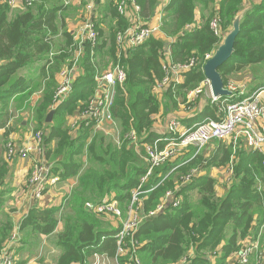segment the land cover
<instances>
[{"label": "trees", "instance_id": "1", "mask_svg": "<svg viewBox=\"0 0 264 264\" xmlns=\"http://www.w3.org/2000/svg\"><path fill=\"white\" fill-rule=\"evenodd\" d=\"M135 1L142 22H150L156 14L159 0ZM245 1L169 0L163 10L161 31L171 41L151 38L135 49H128L121 57L116 33L119 29H126L129 21L109 4L107 16H110V24L114 25V20H117L116 27L110 28L107 35L101 25L96 24L99 33V44L95 49L97 59L92 61L91 46L83 44L84 55L77 64L82 73L75 79L71 94L57 108L53 105L54 87L57 85L54 76L62 68L61 61L72 65L73 61L68 59L74 58L79 44H75L74 35L67 30L64 21L58 26L61 7L48 5L44 3L48 1L44 0L38 7L36 3L35 7L10 18L11 9L0 5V109L5 111L10 99L23 90L20 85L22 77L17 79V72L40 62V76L46 81L43 96L35 108L34 120L35 132L41 130L45 134L43 157L48 163L54 162L51 171L58 173L60 179L79 177L67 203L68 211L63 216L64 231L57 238L63 253L57 264H85L94 255L105 256L111 261L115 259L117 244L114 235L119 227L110 226L94 216V208L111 198L128 205L133 190L140 186L142 177L149 169L129 141L119 148L114 142L107 141L104 135L94 134L92 124L81 123L78 133H72L71 127L67 126V118L74 116L76 111L85 110L88 101L96 94L95 78L108 66L103 64L104 57L111 60L113 67L121 65L127 72L123 87L117 88L111 116L118 123L122 135L132 130L136 132L142 145L141 153L145 154L143 146L160 138L154 130V117L160 112L161 103L169 110L176 109L179 98L186 100L187 93L205 81L203 67L206 55L214 54L240 15L241 30L235 43L234 56L219 72L226 86L231 76L249 68L256 86H264V0L249 9H246ZM198 14L200 21H197ZM214 18L221 21L222 37H217L211 30L210 23ZM58 35L62 36L63 43H55L54 38ZM51 53L56 54L51 58ZM191 59H196L197 64L183 75L184 82L169 86L163 91L164 98L159 100L156 86L164 77V64L168 60L186 63ZM226 98L207 107L211 119H218L219 106ZM52 111L55 117L60 115L58 125L53 124L55 117L51 123L46 122ZM53 142L55 147L49 149ZM214 143L215 153L209 156L210 162L207 164L203 163L202 157H195L173 172L174 168L170 167L169 162L154 169L147 184L142 187L143 192L153 189L143 199V213L150 212L167 190L175 189L181 182L183 184L181 177L193 166L201 164L205 169L206 166L228 163L232 149L223 146L222 141ZM240 147L239 144L234 148L235 170L224 198L213 203L211 199L203 197L196 208L185 202L178 208L167 207L158 215L148 217L133 236L138 242L142 237H147V243L140 249H134L133 245L128 246V239L125 243L127 255L132 258L143 252L151 264H159L176 261L192 249L195 256L190 264H225L232 254L240 251L241 241L258 234L264 227V155ZM84 152L89 165L85 172L78 160ZM215 184L216 181L209 176L192 179L180 187L174 198L194 188L202 195L211 197L216 191ZM260 185L263 186L262 190L259 189ZM60 212L61 207L32 208L20 228L25 238L55 234ZM258 213L261 217L259 222L255 215ZM228 227H231L229 238L226 237ZM12 231L11 225L0 231V248L8 241L6 236L11 235ZM208 252L217 262L208 258ZM140 260H144V257ZM129 264H132L131 261Z\"/></svg>", "mask_w": 264, "mask_h": 264}, {"label": "built area", "instance_id": "2", "mask_svg": "<svg viewBox=\"0 0 264 264\" xmlns=\"http://www.w3.org/2000/svg\"><path fill=\"white\" fill-rule=\"evenodd\" d=\"M20 3L27 10L34 6L36 0H0L1 5L8 6L10 9L18 7ZM69 4L70 2H67L65 5L67 6ZM93 7L94 3L92 1L89 2L87 4V11L91 12ZM116 9L120 16L129 21L128 27L116 35L117 49L120 57L128 49H135L143 45L156 33L161 31V21L155 25L151 22H142L139 17L140 9L135 0H121L116 5ZM87 20L74 36L75 44H79L74 52L75 56L72 65L63 68L58 73L59 82L53 98L54 107L61 104L72 92L73 84L79 70L77 66L78 60L84 55L83 44L88 43L91 46L92 61L97 59L95 49L99 44V37L96 32V24L93 19ZM220 22L219 18H214L210 23L211 30L217 37L223 36ZM55 54L51 53L50 57L52 58ZM169 56L171 57V55ZM212 56L213 54L206 55L205 63ZM196 64V59H191L186 63H174L168 60L163 66L164 77L158 82L156 91L162 92L173 84H179L180 77L191 71ZM95 79L97 83L96 94L87 103L80 119H75L72 122V133H77L80 124L83 122H86L87 125L92 124L94 133L104 130L106 122L113 120L111 110L117 95V88L123 87L127 79V72L121 65H115L111 70L100 71ZM206 88L211 92L210 83L205 79L196 89L190 91L187 97L188 104H194ZM225 88L232 95L229 99L222 102L218 119L207 118L191 128H185L180 121L171 120L166 127V132L161 134L160 138L152 144L144 146L146 152L145 160L149 166L145 176L146 178L151 177L154 169L174 159L178 152L194 147L197 153H199L213 141L224 142L232 139L235 145L240 144L245 149L257 151L264 155V86L256 90L251 96L241 100L239 98L243 95V92L240 91L239 86L228 82ZM219 101L220 99L216 100L212 96V103ZM44 137V132L38 131L33 133L31 141L21 147L14 142H9L6 145L8 159L14 157L24 159L31 155V153H37L39 157L34 162L28 179L33 201L36 206H42L48 188L55 187L60 182V178L52 174L51 167L42 161L45 152ZM127 138L133 143L135 148L138 147L139 141L135 131H130ZM192 175L193 173L185 176L183 178L184 183L190 182ZM233 175L234 170L230 169L228 180L231 181ZM145 179H142V181H145ZM143 185V182H141L140 186L132 192L131 201L126 209L125 219L122 226L118 228L114 235L117 252L115 259L113 261L110 260L113 264H124L122 259L127 255L125 241L134 236L148 217L158 215L167 207L178 208L181 205V201L175 199L173 193L168 192L158 208L144 216L142 211V201L144 198L142 199L141 196L144 193L148 196L153 189L143 192ZM259 189L262 190L263 186L260 185ZM94 213L101 216H113L117 220L121 219L120 202L115 198L106 200L94 208ZM20 236V232H15L12 235L9 243L0 253V264H17L16 250L19 246ZM251 241L252 243L243 247L237 255L236 259L238 264H250L252 256L256 253L255 251H258V243L255 240ZM94 257L98 261L95 259L94 262L89 264H106L103 262L100 263L99 259L109 261L105 256L94 255ZM131 263L142 264L140 258L136 255L131 258ZM85 264L88 263L86 262ZM255 264H264L263 253H260L259 260Z\"/></svg>", "mask_w": 264, "mask_h": 264}, {"label": "crops", "instance_id": "3", "mask_svg": "<svg viewBox=\"0 0 264 264\" xmlns=\"http://www.w3.org/2000/svg\"><path fill=\"white\" fill-rule=\"evenodd\" d=\"M42 1H44V0H39L38 3L41 4ZM47 1L48 2H44V3L51 5L49 3L50 1L49 0H47ZM91 1L94 3L93 10L91 12L86 11V13H85V10H82L83 5L86 4V10H87V4ZM67 2H70V4L66 6L65 4ZM261 2H262V0H246L245 1V7H246V9H249L252 6L259 5ZM168 3H169V0H159V5L156 9V14H155L154 18L150 21L152 24H154V25L158 24L160 21L162 23V19L164 17V11L163 10ZM55 4H56V6L61 7V11L59 12L58 18L62 22L63 21L65 22L67 30L70 33H72L74 36L77 34L78 30L81 28V24L80 25L79 24L73 25L71 15L74 12H78V15H75V19H78L80 17L79 11L82 10L83 11L82 18L93 19V20L95 19V21H96L95 24L99 23L101 26H102V23H105L108 20L111 21L110 16H107L108 15L107 10L109 9V3L106 0H56L53 5H55ZM23 11H25V9H24L22 3H20V5L18 7L11 9L10 18L13 17L16 13H21ZM197 18H198L197 21H200V15L199 14H198ZM54 39H55V43H58V44L63 41L61 35H58ZM1 64H2V62H0V65ZM61 64H62V61H61ZM41 65L42 64L40 62H36V63H33L31 66H29V68H27L26 70H22V71L17 72V75L20 77L23 74L22 81H21V87H23V90L20 91V93L15 94V96L12 99H10V101H11V100H14V98H16V101H19L21 98L27 97L26 95H28V93H30L32 91L34 78H36V76H37V78H38L37 80H39V83L41 85V89H40V91L38 90V91L34 92V94L31 96L32 103H30V105L28 103H26L23 106V108H25V109L21 110L22 113H25V110L27 109L26 107H28V105H29V108L31 109V111H29V113H28L29 117H24L21 119L22 121L20 123H17V122H14V118H12L13 117V115H12L13 109H10V105L8 106V108L5 111H2L0 109V129H2L0 132V159H1V165H0V175H1V177H0L1 178V181H0V220H4V219L8 220L7 221L8 223L0 226V228H1L0 231L3 228L9 227V225L13 226L11 221H15V223L19 227L20 235H22L23 237L25 235L20 228H21L23 220L26 218L27 214L29 213V211L32 208H42L43 209V208H50V207H61V212L59 213V217H62V213H66V210H67L66 207H67L68 200L71 196L72 191L77 186L78 179H79V177L70 178V179H66V180L60 179V182L55 187L48 188V192L45 195L43 205L42 206H36L35 202L33 201L32 191L27 184H28V179H29L33 164L39 158L37 153H31V155H29L27 158H24V159L20 158V157H14V158L8 159V157H7L6 145L9 142H14L16 145L21 147V146L25 145L26 143H28L29 141L32 140L33 129L36 126V122L34 120L35 108L43 96L44 83L46 81V80L43 81V78L40 76L41 75L40 74ZM65 66H66V63L65 64L63 63L62 68H64ZM249 70H250L249 68H246V69L241 70V72H239L238 74L231 76L232 78H235V80L237 77H242V76L244 77V78H242L243 80H240V82L237 85L240 87V91L243 92V95L240 96V98H246V97L251 96L256 90H258L261 87V86H258V87L256 86L257 84L255 82V79L252 77L251 74H249L250 73V72H248ZM81 73H82L81 69L78 70V74H77L76 78H78L79 75H81ZM184 79H185L184 76L180 77V84L184 82ZM56 81H57V86H58V82H59L58 74L56 75ZM163 93H164L163 91L157 92L159 100L164 98V96L162 97ZM189 93L190 92H188L186 95V101L185 102L184 101L178 102L179 103L178 108H176V109L172 108L173 110H169L161 103L160 112L154 117V119L156 121V123L154 125V130L157 133H159V135L164 134L166 132V127L171 120L178 119V120H180V122L182 123V125L185 128H191L194 125L199 124L200 122L204 121L206 118H210L209 117L210 115L207 113L206 109L208 106L211 107V106L215 105V103H212V94H211L210 90L208 88H206L204 90V93L198 98V100L194 104H191V105L186 104V103H188L187 97H188ZM229 98L230 97H227L226 99H229ZM230 100H232V99H230ZM221 102H223V101H221ZM59 105L56 106V108L59 107ZM56 108H54V109H56ZM165 108L167 109L166 113L164 111ZM83 110L82 111H80V110L76 111L74 116L68 117L67 123L69 121L73 122L75 119H80V116L82 115ZM54 117H55V113H54ZM54 117H53V120H54ZM55 118H56V120L53 122V124L58 125V118H60V115L56 116ZM218 118H219V115H218ZM108 126H110V128H107L108 130H106V127H108ZM114 126H116V129L119 126L116 121H114V120L107 121L105 124L104 130L100 131V133H103L104 136H110V132L115 128ZM70 127H71V125H70ZM111 127L112 128L114 127V128L112 129ZM113 138H115V137H113ZM115 140H116V138H115ZM213 142H215V141H213ZM116 144L120 145L118 147L121 148L122 145L124 144V141H120V142L118 141L117 142V140H116ZM131 144L133 145V143H131ZM54 147H55V142H53L49 146V149H52ZM141 148H142V145H140V143L138 144V147L135 148V146H134L135 153L141 158L143 163H145L148 166V164L145 160L146 152H145V154H142ZM185 150H187V151L185 152L184 155L183 154L179 155L178 157L169 161L168 164H170V167L173 166V168L175 169V168L181 166L182 162L193 159V156L196 152L195 148L190 147V148L185 149ZM203 151H204V149L202 150V152ZM84 153L85 154L83 156L78 157V160L83 165V169H85L88 165V156H87L86 152H84ZM214 153H215V149L213 150L212 153H208V155L210 156L211 154L213 155ZM42 161L48 163V161H46L44 159V157L42 158ZM49 163H50V165L54 166V162L49 161ZM52 166H51V168L53 170ZM148 168H149V166H148ZM52 174L54 176H58L60 178V175L58 173L52 172ZM2 175H3V177H2ZM201 175L205 176L203 172L201 173ZM210 176H211V178H213L216 181V177H214L212 174ZM113 194L115 197V192ZM7 203H10V204L12 203V208H8L6 206ZM120 205H122V204L120 203ZM142 205H143V201H142ZM10 209L13 210L12 213L10 212ZM255 215H256V219H258L257 222H259V219L261 218L259 216V213L255 214ZM64 224H65L64 222L59 221L57 231L55 232V234H53L51 236L32 235L30 238L25 239L23 241V244H27L29 242H34L35 240H37L40 242L41 245L45 246L46 243H48V241H50V238L52 236H55V235L61 233L62 230H60V228L63 227ZM252 235L253 236L250 237L251 240H254L255 238H259L261 248L263 249V252H264V227H261L258 234L255 233ZM0 239H2V238H0ZM22 247H23V245H21V247L18 246V248L16 250V254L19 253V257L22 256V255H20ZM23 255H24V257H20V258H22L21 261H20V259L17 258V264H33V260L29 257V247L26 248ZM233 258H234V260H236L237 255H234ZM233 258H230V259L228 258L227 262L233 261L232 260ZM90 260H91V262H93L94 258H91ZM90 260H88V261H90Z\"/></svg>", "mask_w": 264, "mask_h": 264}, {"label": "rangeland", "instance_id": "4", "mask_svg": "<svg viewBox=\"0 0 264 264\" xmlns=\"http://www.w3.org/2000/svg\"><path fill=\"white\" fill-rule=\"evenodd\" d=\"M50 2V4H54V2L56 1V0H49ZM109 4H111L112 6H114V7H116V5L118 4V2L119 1H117V0H106ZM39 0H36V5L35 6H37L38 7V5H39ZM1 5V4H0ZM56 5V4H55ZM34 6V7H35ZM82 10H85V13H86V4L85 5H83V9ZM79 11V18L78 19H75V15H78V12H74V13H72V15H71V17H72V22H73V25H75V24H81V26H83V24H85L88 20H87V18H82V16H83V11ZM110 22L111 21H107V22H105V23H102V26H101V29H103V31H105V33L107 34V35H109V33H110V28L111 29H115V23H117V20H114V25H113V23H111L110 24ZM57 23H58V26H60V24H61V20L60 19H58V21H57ZM120 31H122L121 29H119V30H117V33H119ZM96 32L98 33V31H97V28H96ZM162 31H160V32H158V33H156L152 38H157V39H161V40H164V41H167V42H169V41H171L170 40V38H168L163 32L161 33ZM116 33V34H117ZM99 34V33H98ZM163 34V35H162ZM61 43H63V42H61ZM70 62L71 61H73V59H68ZM69 63V62H68ZM63 64V63H62ZM65 64V63H64ZM103 64L105 65V64H108V66L106 67V69L105 70H101L102 72L103 71H106V70H111L112 68H113V65H112V63H111V60L108 58V57H104V60H103ZM67 66H69L68 64L64 67V68H66ZM63 68H61L60 70H62ZM60 70H59V72H60ZM58 73H56L55 74V81H56V75H57ZM262 74H264V69H263V71H262ZM23 76V74L21 75V77ZM16 77H17V79H19L20 78V76H18V75H16ZM242 78H244L243 76L242 77H237L236 78V80H235V78H230L229 79V82H232V83H234L235 85H238V83L240 82V80H243ZM21 79V78H20ZM38 78H37V76H36V78H34V83H33V88H32V91L30 92V94L27 96V97H24V98H21L19 101H16V98H14V100H11L10 101V109H13V113H12V115H13V117L12 118H14V122H17V123H20L22 120V118H24V117H29V111H31V109L29 108V105H30V103H32V100H31V96L34 94V92H36V91H40V89H41V85H40V83H39V80H37ZM239 80V81H238ZM57 82V81H56ZM159 82V81H158ZM158 82H157V84H158ZM38 83V84H37ZM57 84V83H56ZM21 85V84H20ZM57 85H55V87H54V92H55V88H57L56 87ZM27 94V93H26ZM183 100H185V99H183ZM183 100L181 99V98H179V101L180 102H183ZM186 101V100H185ZM35 102V101H34ZM89 102V101H88ZM26 103H28L29 105H28V107H26L27 109V111L25 110V113H22L21 112V110L23 109H25V108H23V106L26 104ZM186 104H188V103H186ZM189 105V104H188ZM86 106H87V104H86ZM1 108V107H0ZM86 108V107H85ZM9 109V110H10ZM27 112V113H26ZM23 114V115H22ZM177 121H180V120H178V119H176ZM71 123H72V121H69L68 123H67V125H68V127H70V125H71ZM18 125V124H17ZM115 127V128H114ZM112 129V131L110 132V136H105V138H106V140L107 141H112V142H114L115 144H116V140H117V142L119 141H124V143L126 142V141H129L130 143H132L128 138H127V135H128V133L127 134H125V135H122V132H121V130H120V127L118 126L117 127V129H116V126H114ZM104 128H105V126H104ZM107 128H110V126H108V127H106V130H108ZM34 129H36V127L34 128ZM33 129V133H36L35 132V130ZM2 130V129H1ZM39 131V130H38ZM37 131V132H38ZM41 131V130H40ZM98 134H102V135H104L103 133H100V132H97ZM113 137H115L116 138V140H115V138H113ZM223 146H225L226 148H231L232 149V153H231V159H230V161L228 162V163H226V164H220V165H211V166H208V168H207V166H206V168L204 169V167H203V165H196V166H193L191 169H189L186 173V175H184V176H182L181 177V180L185 177V176H187V175H190V174H192L193 173V175H192V179H193V181L195 180V179H198V177H201V176H203V175H201V173L203 172L204 173V175L205 176H209V177H211L210 175L212 174L214 177H216V184H215V194L213 195V196H204V195H202L201 193H200V191L198 190V189H196V188H194V189H192V190H190V191H187V192H185L186 194H183V193H181V195H178L176 198L177 199H179L180 201H181V205L182 204H184L185 202L186 203H189V204H191L193 207H197V204H199V201L203 198V197H205V198H209V199H211L210 201L211 202H213V203H216L218 200H220V199H222V198H224L226 195H227V193H228V188H229V184H230V180H228L227 178H228V174H229V171H230V169H233V170H235V165H234V161H233V154L236 152V149H234L235 148V142H234V140H232V139H230V140H227V141H224V142H222L221 143ZM118 146H120V145H118ZM162 146H163V144H162ZM216 148V143H210V144H208L205 148H204V151L202 152V151H200L199 153H197V151L195 152V154H194V156H193V158H195V157H202L203 159H204V162L203 163H205V164H207V163H209L210 162V160H208V158H209V155H208V153H212L213 152V150ZM241 148V147H240ZM241 149H245V148H241ZM187 150H182V151H180V152H178V154L175 156V158L176 157H178L179 155H184L185 154V152H186ZM189 161V160H188ZM188 161H184V162H182V164L181 165H183V164H186ZM169 162V161H168ZM168 162H166V163H168ZM46 164H48L47 162H45ZM165 163V164H166ZM49 166H51L50 164H48ZM88 166L89 165H87V167L85 168V170H84V172L87 170V168H88ZM231 166H233V168H231ZM173 172V171H172ZM176 175V174H175ZM146 175H144L143 177H142V179L144 180L146 177H145ZM227 177V178H226ZM142 179H141V182H143V184L144 185H146L147 184V182H148V180H149V178H146L145 179V181H142ZM140 182V183H141ZM185 184H187V183H184V181H183V184H182V182H181V184H177L176 185V187H175V189H173V190H171V189H169V190H167L166 192L168 193V192H171V193H173V195H174V197L176 196V194H177V192L179 191V189H180V187L182 186V185H185ZM28 186H29V184H27ZM143 185V186H144ZM134 191V190H133ZM165 192V194L164 195H162V197L159 199V201H158V203L155 205V207H153L151 210H150V212L151 211H154V210H156L157 208H158V206L162 203V201H163V199L165 198V195L167 194ZM147 195H143V196H141V198L143 199L144 197H146ZM6 206L8 207V208H12V203L10 204V203H7L6 204ZM127 204H125V205H120V211H121V219H115V217H113V216H101V215H97V214H94V216H96L97 218H99V219H101V220H103L104 221V223H106V224H110V226H117V227H121L122 226V223H123V221H124V219H125V213H126V209H127ZM12 211L13 210H11L10 209V212L12 213ZM66 211H68V209L66 210ZM142 211H143V208H142ZM149 213V212H148ZM65 213H62V217H60V222H64V219H63V215H64ZM147 214V212H144L143 213V215L145 216ZM1 222H0V226L1 225H4V224H6V223H8L7 221V219L5 220H0ZM12 222V224H13V231H12V233H11V235H9V236H6L7 238V242L6 243H4L3 244V246L0 248V253H1V251H2V249L9 243V241H10V239H11V237H12V235L15 233V232H19V227H18V225L15 223V221H11ZM65 223V222H64ZM64 228H65V224H64V226L63 227H61L60 228V230H62L61 231V233L64 231ZM1 229V228H0ZM228 229L229 230H227V233H226V237H230V235H231V227H228ZM61 233H59V234H57V235H55V236H52L51 238H50V241H48V243H46V245L44 246V245H41L40 244V242L39 241H37V240H35L34 242H29V243H27V244H23V241L25 240V239H27V238H25V236L23 237L22 235L20 236V239H19V242H18V245L21 247V245H23V247H22V249H21V252H20V255H22V256H20V257H24V255H23V253L25 252V250H26V248L27 247H29V257L33 260V264H57L58 263V260H59V258H60V256L63 254L62 253V249L58 246V240H57V238H58V236L61 234ZM23 237V238H22ZM254 238V237H253ZM128 240V239H127ZM127 240L125 241V243L127 242ZM255 240V242H257L258 243V251H255L256 253L252 256V260H251V263L250 264H255V262H257L258 260H259V256H260V253H263L264 254V252H263V249L261 248V244H260V242H259V238H255L254 239ZM147 237H142L141 238V241H136L133 237H130L129 238V241H128V246H132L133 245V248L134 249H137V248H139L140 249V247H143L144 245H145V243H147ZM250 243H252V241H251V238H246V239H244L243 241H241V244H240V250L243 248V247H245L246 245H249ZM54 248V249H53ZM240 252V251H239ZM239 252L237 253V254H234V255H238L239 254ZM258 253H259V256H258ZM140 254V255H139ZM139 254L137 253V257L138 258H140L141 259V257L143 256L144 257V260H142L141 262H142V264H151V262H150V259L149 258H146V253H143V252H139ZM206 255L208 256V258L211 260V261H213V262H217L216 261V259L215 258H213V254L212 253H210V252H208V253H206ZM234 255L232 254L230 257H229V259L230 258H233L234 257ZM16 256H17V258L18 259H20V261L22 260V258H20L19 257V253H17L16 254ZM194 256H195V252L192 250V249H190L189 251H186V253L185 254H183L178 260H176V261H170V262H160L159 264H190V262L192 261V259L194 258ZM258 256V257H257ZM24 259V258H23ZM96 258L94 257V260H95ZM97 260V259H96ZM233 261H231V262H226L225 264H238L237 263V259L236 260H234V258L232 259ZM98 261V260H97ZM99 261H100V263L101 262H103V263H106V264H113L110 260L108 261V260H105V259H99ZM131 261V257H129L128 255H126V257H125V259H124V264H127V262H128V264H129V262ZM94 262V261H93ZM88 264L89 263H91V260L90 261H88L87 262Z\"/></svg>", "mask_w": 264, "mask_h": 264}, {"label": "water", "instance_id": "5", "mask_svg": "<svg viewBox=\"0 0 264 264\" xmlns=\"http://www.w3.org/2000/svg\"><path fill=\"white\" fill-rule=\"evenodd\" d=\"M241 18L242 16L240 15L235 19L232 30L227 34L222 44L216 49L213 56L206 61L203 67L205 79L209 81L212 96L216 100L232 95V93L225 88V83L219 70L234 56L235 43L241 30ZM53 117L54 111L49 113L46 122L51 123Z\"/></svg>", "mask_w": 264, "mask_h": 264}]
</instances>
